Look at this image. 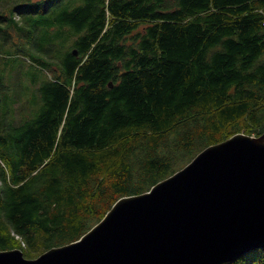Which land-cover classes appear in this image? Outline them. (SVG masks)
I'll use <instances>...</instances> for the list:
<instances>
[{"label":"trees","instance_id":"1","mask_svg":"<svg viewBox=\"0 0 264 264\" xmlns=\"http://www.w3.org/2000/svg\"><path fill=\"white\" fill-rule=\"evenodd\" d=\"M1 41L0 250L75 241L205 147L264 132V0H0Z\"/></svg>","mask_w":264,"mask_h":264},{"label":"water","instance_id":"2","mask_svg":"<svg viewBox=\"0 0 264 264\" xmlns=\"http://www.w3.org/2000/svg\"><path fill=\"white\" fill-rule=\"evenodd\" d=\"M257 248L264 132L209 145L149 190L117 199L77 240L35 258L0 250V264H228Z\"/></svg>","mask_w":264,"mask_h":264},{"label":"rangeland","instance_id":"3","mask_svg":"<svg viewBox=\"0 0 264 264\" xmlns=\"http://www.w3.org/2000/svg\"><path fill=\"white\" fill-rule=\"evenodd\" d=\"M17 18H18V14L15 15ZM65 41H64V44L65 46L67 47L70 43V38L67 40L65 38H63ZM15 49L11 46H8L6 43L4 42H0V59L2 58H5V57H8V52H14Z\"/></svg>","mask_w":264,"mask_h":264}]
</instances>
